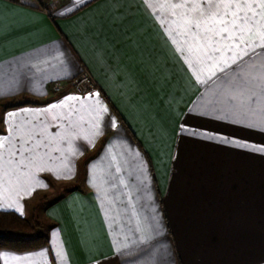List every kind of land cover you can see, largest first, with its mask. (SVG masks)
<instances>
[{
	"label": "crops",
	"instance_id": "crops-1",
	"mask_svg": "<svg viewBox=\"0 0 264 264\" xmlns=\"http://www.w3.org/2000/svg\"><path fill=\"white\" fill-rule=\"evenodd\" d=\"M261 4L0 0V210L49 237L1 264H264Z\"/></svg>",
	"mask_w": 264,
	"mask_h": 264
},
{
	"label": "trees",
	"instance_id": "trees-1",
	"mask_svg": "<svg viewBox=\"0 0 264 264\" xmlns=\"http://www.w3.org/2000/svg\"><path fill=\"white\" fill-rule=\"evenodd\" d=\"M20 103L13 102L12 105ZM30 206L31 202H27ZM49 237L40 222L23 217L14 211L0 210V250L25 251L48 244ZM1 264V260H0Z\"/></svg>",
	"mask_w": 264,
	"mask_h": 264
},
{
	"label": "snow or ice",
	"instance_id": "snow-or-ice-1",
	"mask_svg": "<svg viewBox=\"0 0 264 264\" xmlns=\"http://www.w3.org/2000/svg\"><path fill=\"white\" fill-rule=\"evenodd\" d=\"M219 7H221V5L209 4L206 12L199 13V17L195 21L196 27L199 28L203 25L205 31L215 32L216 35H219L221 32H228L231 34L232 30H237L241 33L251 31L252 18L249 17L247 13L241 15V9L243 7L251 9V5H224L226 9L235 8L236 10L231 12L226 11L223 15L216 10L219 9ZM261 7H264V4H261ZM224 15H230L231 19L225 20ZM255 15L256 13L253 12V16ZM218 16L219 19H217ZM210 25H215V28ZM216 29H218V31H216ZM229 38H231V36H229Z\"/></svg>",
	"mask_w": 264,
	"mask_h": 264
},
{
	"label": "built area",
	"instance_id": "built-area-1",
	"mask_svg": "<svg viewBox=\"0 0 264 264\" xmlns=\"http://www.w3.org/2000/svg\"><path fill=\"white\" fill-rule=\"evenodd\" d=\"M39 7L43 8L47 13H52L54 6L57 2L61 0H33ZM48 2L49 6H46ZM74 90L78 93H86L88 91L94 90L97 87L96 79L89 73V71L84 70L78 76L73 79ZM55 93H62L65 89V84L63 81H55L52 85Z\"/></svg>",
	"mask_w": 264,
	"mask_h": 264
},
{
	"label": "rangeland",
	"instance_id": "rangeland-1",
	"mask_svg": "<svg viewBox=\"0 0 264 264\" xmlns=\"http://www.w3.org/2000/svg\"><path fill=\"white\" fill-rule=\"evenodd\" d=\"M39 200H41L40 198H38V199H35V200H33L32 202H31V206H33L34 204H42V203H44V202H40ZM43 205L44 204H42V205H38L37 207L40 209V208H42L43 207ZM32 220H34V223H36V222H39L38 220H37V218L35 217L34 219H32Z\"/></svg>",
	"mask_w": 264,
	"mask_h": 264
}]
</instances>
